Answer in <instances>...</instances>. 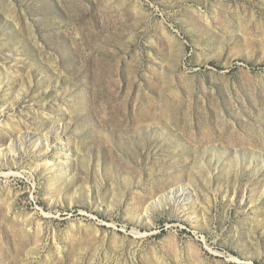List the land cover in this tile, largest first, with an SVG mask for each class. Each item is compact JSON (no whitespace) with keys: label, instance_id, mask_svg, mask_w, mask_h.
I'll use <instances>...</instances> for the list:
<instances>
[{"label":"rangeland","instance_id":"374dc122","mask_svg":"<svg viewBox=\"0 0 264 264\" xmlns=\"http://www.w3.org/2000/svg\"><path fill=\"white\" fill-rule=\"evenodd\" d=\"M0 264H264V0H0Z\"/></svg>","mask_w":264,"mask_h":264},{"label":"bare ground","instance_id":"6f19581e","mask_svg":"<svg viewBox=\"0 0 264 264\" xmlns=\"http://www.w3.org/2000/svg\"><path fill=\"white\" fill-rule=\"evenodd\" d=\"M21 147L23 148V145Z\"/></svg>","mask_w":264,"mask_h":264}]
</instances>
